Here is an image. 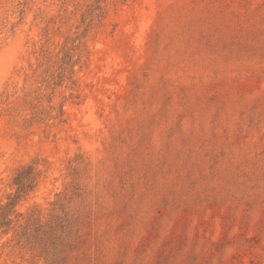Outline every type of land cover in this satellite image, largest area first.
Masks as SVG:
<instances>
[{
	"label": "rangeland",
	"instance_id": "374dc122",
	"mask_svg": "<svg viewBox=\"0 0 264 264\" xmlns=\"http://www.w3.org/2000/svg\"><path fill=\"white\" fill-rule=\"evenodd\" d=\"M99 1L0 0V199L41 172L17 231L68 220L86 264H264V0ZM0 264L46 263L0 232Z\"/></svg>",
	"mask_w": 264,
	"mask_h": 264
},
{
	"label": "trees",
	"instance_id": "16d2710c",
	"mask_svg": "<svg viewBox=\"0 0 264 264\" xmlns=\"http://www.w3.org/2000/svg\"><path fill=\"white\" fill-rule=\"evenodd\" d=\"M98 4L94 12H98L97 17H102L101 0ZM65 64L67 63L63 62L62 65L56 63V65H60L58 69L62 73L60 78H64L67 73ZM70 73L74 74L73 71ZM54 80L55 77L52 76L48 81ZM40 175L41 172L36 163L21 167L15 174L13 184L16 192L8 196L7 202L0 199L1 234L7 236L13 232L18 245H24L31 252L37 253V257L43 259L46 264H86L88 257L86 253L74 256L78 249L75 243L70 242L72 234L67 231L70 225L68 220L56 218L50 223L44 224L38 218H31L21 228V232L17 231L15 223L22 218V214L17 211V206L20 201L35 191Z\"/></svg>",
	"mask_w": 264,
	"mask_h": 264
}]
</instances>
